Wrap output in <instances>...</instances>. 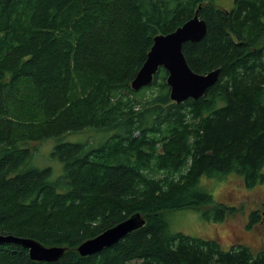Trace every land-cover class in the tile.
I'll use <instances>...</instances> for the list:
<instances>
[{
    "label": "trees",
    "instance_id": "1",
    "mask_svg": "<svg viewBox=\"0 0 264 264\" xmlns=\"http://www.w3.org/2000/svg\"><path fill=\"white\" fill-rule=\"evenodd\" d=\"M198 9L207 34L182 50L193 71L219 69L217 82L178 103L162 67L134 90L154 38ZM85 131L96 139H62ZM49 137L64 164L55 180L32 164ZM234 175L246 188L264 182V0L231 10L213 0H0V233L67 248L38 261L5 243L0 264H264V244L225 248L170 229L167 212L185 208L211 206L204 216L224 220L237 208L200 181ZM137 213L142 227L78 252Z\"/></svg>",
    "mask_w": 264,
    "mask_h": 264
},
{
    "label": "water",
    "instance_id": "2",
    "mask_svg": "<svg viewBox=\"0 0 264 264\" xmlns=\"http://www.w3.org/2000/svg\"><path fill=\"white\" fill-rule=\"evenodd\" d=\"M206 34L207 24L197 10L191 19L173 32L157 35L147 60L131 83L132 88L138 91L152 84L155 74L163 67L168 71L167 81L173 101L180 103L189 98L197 99L204 95L217 82L220 70L215 69L205 74L193 71L182 47L186 42L202 40ZM144 224L145 219L139 213L134 214L101 234L85 240L77 247V250L82 256L96 254L119 242ZM5 243H17L27 247L32 259L38 261H56L67 249L64 246L47 247L32 238L0 233V245Z\"/></svg>",
    "mask_w": 264,
    "mask_h": 264
},
{
    "label": "rangeland",
    "instance_id": "3",
    "mask_svg": "<svg viewBox=\"0 0 264 264\" xmlns=\"http://www.w3.org/2000/svg\"><path fill=\"white\" fill-rule=\"evenodd\" d=\"M213 3L219 8L231 10L235 0H213ZM105 134V137L110 135L108 132ZM98 136L101 137L102 134L99 133ZM91 137L96 139L97 133L93 131L70 133L64 135L62 139L85 142ZM55 144L56 137L43 140L32 159V164L39 168L50 167L53 180L64 174V164L52 154ZM237 177L236 175L225 179L203 177L200 181L201 186L212 193L219 204L237 208H233V212L224 220L216 221L204 216L203 212L211 209V206L185 208L167 212L170 229L195 237L216 238L225 248H230L235 243H244L251 246L254 252H258L264 244V182L254 188H246L242 178ZM254 210L259 212L260 217L259 222L251 225L250 214Z\"/></svg>",
    "mask_w": 264,
    "mask_h": 264
}]
</instances>
